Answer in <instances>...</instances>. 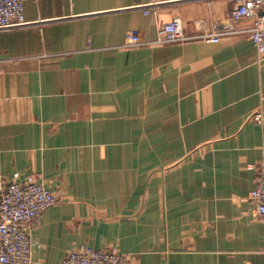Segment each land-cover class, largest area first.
I'll list each match as a JSON object with an SVG mask.
<instances>
[{
  "label": "crops",
  "instance_id": "0c3cea01",
  "mask_svg": "<svg viewBox=\"0 0 264 264\" xmlns=\"http://www.w3.org/2000/svg\"><path fill=\"white\" fill-rule=\"evenodd\" d=\"M238 2L24 0L26 23L0 38V194L35 176L58 198L32 224L33 264L79 247L131 264H264L250 199L264 55L254 19L228 17ZM177 17L191 39L152 43ZM131 33L149 44L127 46Z\"/></svg>",
  "mask_w": 264,
  "mask_h": 264
},
{
  "label": "built area",
  "instance_id": "2783aa9c",
  "mask_svg": "<svg viewBox=\"0 0 264 264\" xmlns=\"http://www.w3.org/2000/svg\"><path fill=\"white\" fill-rule=\"evenodd\" d=\"M264 0H239L237 6L229 13V19L238 22L246 18L254 19L250 32L261 56L264 55ZM146 15H156L144 7ZM24 0H0V38L3 31L23 26ZM191 39L185 34L179 17L158 29L154 44L181 43ZM208 41L218 42V34L205 36ZM140 34L127 36V46L147 45ZM251 119L258 126H264V109L255 111ZM258 172L256 189L250 199L255 205L254 212L264 224V160L258 166H252ZM58 198L55 192L40 182L35 176L26 180H2L0 194V264H33L34 241L31 234L32 224L48 209L55 206ZM131 256L115 248L97 250L90 247H79L66 255L63 264H131Z\"/></svg>",
  "mask_w": 264,
  "mask_h": 264
}]
</instances>
